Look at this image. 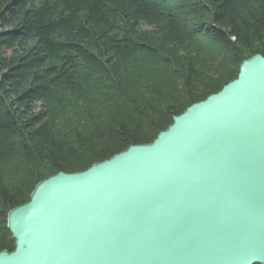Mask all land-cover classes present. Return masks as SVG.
<instances>
[{
  "label": "trees",
  "instance_id": "1",
  "mask_svg": "<svg viewBox=\"0 0 264 264\" xmlns=\"http://www.w3.org/2000/svg\"><path fill=\"white\" fill-rule=\"evenodd\" d=\"M256 54L264 0H0V251L39 182L151 143Z\"/></svg>",
  "mask_w": 264,
  "mask_h": 264
},
{
  "label": "water",
  "instance_id": "2",
  "mask_svg": "<svg viewBox=\"0 0 264 264\" xmlns=\"http://www.w3.org/2000/svg\"><path fill=\"white\" fill-rule=\"evenodd\" d=\"M0 264H264V56L149 144L39 182Z\"/></svg>",
  "mask_w": 264,
  "mask_h": 264
},
{
  "label": "rangeland",
  "instance_id": "3",
  "mask_svg": "<svg viewBox=\"0 0 264 264\" xmlns=\"http://www.w3.org/2000/svg\"><path fill=\"white\" fill-rule=\"evenodd\" d=\"M142 29L148 30V28H147V27H145V26H143V27H142Z\"/></svg>",
  "mask_w": 264,
  "mask_h": 264
}]
</instances>
